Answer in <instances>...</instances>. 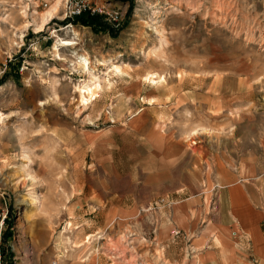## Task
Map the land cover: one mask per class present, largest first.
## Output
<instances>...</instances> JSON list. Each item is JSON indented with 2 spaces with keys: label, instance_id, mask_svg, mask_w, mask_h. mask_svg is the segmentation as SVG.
Instances as JSON below:
<instances>
[{
  "label": "rangeland",
  "instance_id": "374dc122",
  "mask_svg": "<svg viewBox=\"0 0 264 264\" xmlns=\"http://www.w3.org/2000/svg\"><path fill=\"white\" fill-rule=\"evenodd\" d=\"M67 1L0 0V264H264V0Z\"/></svg>",
  "mask_w": 264,
  "mask_h": 264
},
{
  "label": "built area",
  "instance_id": "2783aa9c",
  "mask_svg": "<svg viewBox=\"0 0 264 264\" xmlns=\"http://www.w3.org/2000/svg\"><path fill=\"white\" fill-rule=\"evenodd\" d=\"M67 5V13L71 18L86 12L93 15L99 14L106 16V19L116 26L120 24L122 19L118 10L110 9L105 3L101 4L95 0H68Z\"/></svg>",
  "mask_w": 264,
  "mask_h": 264
},
{
  "label": "trees",
  "instance_id": "16d2710c",
  "mask_svg": "<svg viewBox=\"0 0 264 264\" xmlns=\"http://www.w3.org/2000/svg\"><path fill=\"white\" fill-rule=\"evenodd\" d=\"M64 22L66 21V23H76V24H81L84 26H90L92 27L94 30L97 31H109L113 33V28L110 26H107V24H105L103 22V19L101 17V15L99 14H91V13H82L81 15L75 16L73 18L68 17L65 18V20H63ZM10 72H6L5 75L9 74ZM16 73H19V68L16 69ZM4 75V76H5ZM9 219V217L7 216L5 218V221H7ZM12 235V232L9 231V229L7 230L5 236H4V240L6 241L8 237H10ZM9 264H14L13 262L9 263Z\"/></svg>",
  "mask_w": 264,
  "mask_h": 264
},
{
  "label": "crops",
  "instance_id": "0c3cea01",
  "mask_svg": "<svg viewBox=\"0 0 264 264\" xmlns=\"http://www.w3.org/2000/svg\"><path fill=\"white\" fill-rule=\"evenodd\" d=\"M167 146H168V152L170 153V155H171V146L169 145V144H167ZM169 155H165V159L168 157ZM161 171V170H160ZM161 172H157V171H155V170H152V171H150V173H149V179H156V177H157V174L158 175H161L160 174ZM226 183H220V187H222V188H225L226 187ZM233 204V202H231V205ZM238 218H239V220L240 221H242V218H241V216H237ZM244 223V222H243ZM225 228H226V226L225 225H222V226H220V228H219V230H218V232H222V233H224L225 232ZM249 231H250V233H251V235H253V238H254V241H255V243L257 244V246H260L259 247V251L260 252H262L263 251V249H262V245H261V243H262V241H261V238H260V235H259V233H258V231H257V229L256 228H249ZM216 235V234H215ZM214 235V236H215Z\"/></svg>",
  "mask_w": 264,
  "mask_h": 264
},
{
  "label": "bare ground",
  "instance_id": "6f19581e",
  "mask_svg": "<svg viewBox=\"0 0 264 264\" xmlns=\"http://www.w3.org/2000/svg\"><path fill=\"white\" fill-rule=\"evenodd\" d=\"M73 44H76V42H73V41H71V40H63V43H62L63 46H71V45H73ZM83 59H84L85 64H88V65H89V60H88V58H87V57H84ZM86 88H87V87H86ZM87 94H92V96H93V89H92V88H87L86 90H83V95H82V97H83V99H84V101H85L86 103H88L89 100H90V98H91V97H88ZM90 96H91V95H90Z\"/></svg>",
  "mask_w": 264,
  "mask_h": 264
}]
</instances>
